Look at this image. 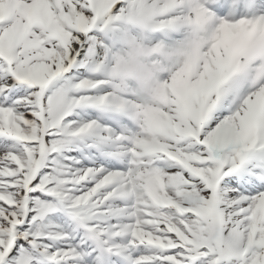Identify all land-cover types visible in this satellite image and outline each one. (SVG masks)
I'll list each match as a JSON object with an SVG mask.
<instances>
[{"label":"snow or ice","instance_id":"1","mask_svg":"<svg viewBox=\"0 0 264 264\" xmlns=\"http://www.w3.org/2000/svg\"><path fill=\"white\" fill-rule=\"evenodd\" d=\"M0 264H264V0H0Z\"/></svg>","mask_w":264,"mask_h":264}]
</instances>
